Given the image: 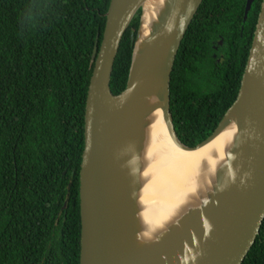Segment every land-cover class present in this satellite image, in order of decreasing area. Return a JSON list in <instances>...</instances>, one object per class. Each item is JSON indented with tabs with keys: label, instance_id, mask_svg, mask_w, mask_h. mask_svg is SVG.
I'll return each instance as SVG.
<instances>
[{
	"label": "trees",
	"instance_id": "1",
	"mask_svg": "<svg viewBox=\"0 0 264 264\" xmlns=\"http://www.w3.org/2000/svg\"><path fill=\"white\" fill-rule=\"evenodd\" d=\"M109 0H0V264H78V172L94 43ZM261 0H202L175 54L169 112L193 147L235 99ZM139 9L108 88L127 78ZM97 37V38H96ZM240 264H264V217Z\"/></svg>",
	"mask_w": 264,
	"mask_h": 264
},
{
	"label": "water",
	"instance_id": "2",
	"mask_svg": "<svg viewBox=\"0 0 264 264\" xmlns=\"http://www.w3.org/2000/svg\"><path fill=\"white\" fill-rule=\"evenodd\" d=\"M143 1L109 0L99 44L94 43L90 55L78 172V264H240L264 217V0L235 99L212 132L193 147L174 133L168 85L178 46L202 0H165L139 46ZM252 1L245 0L243 19ZM138 9L125 87L112 95V64ZM145 93L157 97L166 135L182 151L198 149L234 126L225 167L209 192L213 202L199 219L188 215L184 233L170 232L152 245L134 240L143 226L135 195L141 186L139 138L147 111L140 96Z\"/></svg>",
	"mask_w": 264,
	"mask_h": 264
},
{
	"label": "bare ground",
	"instance_id": "3",
	"mask_svg": "<svg viewBox=\"0 0 264 264\" xmlns=\"http://www.w3.org/2000/svg\"><path fill=\"white\" fill-rule=\"evenodd\" d=\"M164 2L143 1L139 46L148 37ZM140 104L147 114L144 116L143 134L139 138L141 186L135 196L143 226L134 235V240L152 245L170 232L184 233L188 215L193 214L199 219L213 202V195L209 192L215 187V177L220 176L225 167L226 153L234 138V126L230 125L198 149L182 151L166 135L155 94L141 95Z\"/></svg>",
	"mask_w": 264,
	"mask_h": 264
}]
</instances>
